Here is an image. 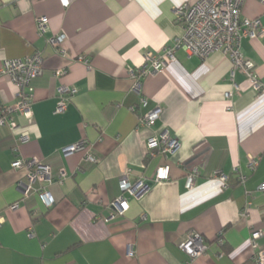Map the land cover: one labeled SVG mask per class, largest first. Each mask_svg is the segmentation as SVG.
Wrapping results in <instances>:
<instances>
[{
    "label": "crops",
    "instance_id": "crops-1",
    "mask_svg": "<svg viewBox=\"0 0 264 264\" xmlns=\"http://www.w3.org/2000/svg\"><path fill=\"white\" fill-rule=\"evenodd\" d=\"M186 1L197 0H0V63L43 57L42 74L31 80L32 116L9 111L19 129L0 125V264H256L250 232L262 231L257 252L264 251V87L255 92L242 72L232 75L219 51L202 59L176 49L175 61L141 77L139 92L128 74L146 51L163 50L182 34L175 8ZM39 15L48 22L42 35ZM242 15L264 24L259 0H246ZM58 33L66 36L63 51L47 42ZM241 50L264 86V35L243 37ZM60 69L66 72L54 75ZM62 84L75 92L58 113ZM18 89L0 72V114L19 100ZM156 106L159 118L143 125L141 116ZM163 129L180 146L150 155L146 142ZM81 139L92 145L95 163L80 151L61 152ZM16 158L50 166L54 180L44 187L51 206L34 190L39 181L22 197L27 170L12 167ZM164 164L169 178L155 181ZM216 171L226 174V186ZM122 178L150 185L132 196L120 190ZM121 194L129 206L117 214L111 202ZM192 232L206 249L191 260L179 244Z\"/></svg>",
    "mask_w": 264,
    "mask_h": 264
},
{
    "label": "built area",
    "instance_id": "built-area-1",
    "mask_svg": "<svg viewBox=\"0 0 264 264\" xmlns=\"http://www.w3.org/2000/svg\"><path fill=\"white\" fill-rule=\"evenodd\" d=\"M64 6L68 5V0H60ZM246 0H197L186 1L175 8L176 20L180 22L183 28L181 35L177 36L173 45L166 46L163 50L152 52L146 51L143 55V64L137 68L129 67L128 74L134 79L133 90L140 91L141 77L152 72L162 69L169 62L176 60L175 50L181 49L187 55H196L202 59L207 58L212 52L219 51L228 56L231 62V73L235 70L242 72L249 80L251 88L255 92L263 89V83L258 79L254 63L244 57L241 50V40L243 37L255 38L264 35V24L258 16L248 17L242 15V9ZM264 6V0H259ZM36 29L39 34H44L48 30L47 18L39 15L35 18ZM66 36L64 33H58L50 36L47 42L55 49L63 51L62 43ZM85 64L89 59L79 56ZM0 72L10 76L18 86L19 100L10 107L2 109L0 114V125H7L13 132L19 129V124L12 118L8 117L9 111H15L27 118L32 116V94L33 87L31 80L42 74L43 57L40 52H35L27 58H3L0 63ZM65 69L56 70L54 75H62ZM238 89L237 86H235ZM75 92V88L62 84L58 87V101L55 112H63L69 98ZM232 90L225 92L226 98H231ZM145 100L142 99V103ZM161 109L159 106L151 109L140 118L143 125L151 126L159 118ZM19 139L25 141L28 139V132H19ZM150 155L161 153L164 155L173 154L179 148L178 139L172 137L168 130L150 136L146 142ZM73 151H80L84 154V159L88 162L95 163L96 156L92 152V145L87 139H81L78 142L61 148V152L67 154ZM257 160L250 162L252 169L255 168ZM14 169L24 167L27 170L26 182H20L22 197H27L33 188V183L40 182L38 195L46 206L53 204L51 194L45 189L54 179L51 177L50 166L37 159L16 158L12 162ZM196 171L193 170L188 174L186 186H193ZM170 168L168 164L160 165L155 173L154 180L160 181L168 179ZM224 186L227 184L226 174L216 171L214 173ZM65 178V172L62 169L57 181L62 182ZM150 183L142 179L132 183L127 178H122L119 187L122 192H128L132 196H140L149 187ZM264 190V182L259 185ZM17 202L11 205V208L17 207ZM111 205L115 208L117 214H123L129 204L126 197L121 194L115 198ZM0 217V222H1ZM262 235L261 230H251L250 243L254 251L253 259L256 264H264V251H258L257 238ZM179 247L190 256V259L204 253L206 246L200 234L192 232L186 239L179 244ZM41 264V263H39Z\"/></svg>",
    "mask_w": 264,
    "mask_h": 264
}]
</instances>
